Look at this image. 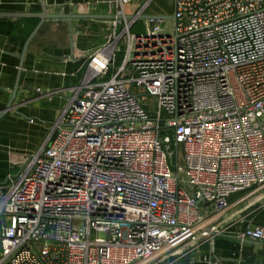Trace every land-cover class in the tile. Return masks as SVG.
<instances>
[{
    "label": "built area",
    "instance_id": "1",
    "mask_svg": "<svg viewBox=\"0 0 264 264\" xmlns=\"http://www.w3.org/2000/svg\"><path fill=\"white\" fill-rule=\"evenodd\" d=\"M153 1L131 19L140 0L107 3L105 42L82 55L43 144L0 180V264L211 251L241 220L231 197L264 199V0H173L171 24L139 18ZM233 235L264 244L263 225Z\"/></svg>",
    "mask_w": 264,
    "mask_h": 264
},
{
    "label": "crops",
    "instance_id": "2",
    "mask_svg": "<svg viewBox=\"0 0 264 264\" xmlns=\"http://www.w3.org/2000/svg\"><path fill=\"white\" fill-rule=\"evenodd\" d=\"M41 1L48 15L79 17L69 21L46 20L28 46L12 103L13 110L23 117L8 113L0 120V180L20 169L18 167L13 173L9 171L15 158L16 161L22 157L27 159L43 144L52 123L71 96L72 88L82 78V55L103 45L107 37L106 26L110 18L106 15V7L111 0ZM40 13L39 0H0V14ZM38 22L36 18L0 17V113L15 85L23 44ZM135 28L137 32L139 24ZM36 89L59 94L47 101L35 92ZM229 203L231 213L238 212L241 220L228 221L227 225L231 227L214 238L211 251L204 243L198 250L160 256L147 264H204V254L218 264H264V244L250 240L240 242L233 235L249 226H264V199L248 205L243 195H236Z\"/></svg>",
    "mask_w": 264,
    "mask_h": 264
},
{
    "label": "water",
    "instance_id": "3",
    "mask_svg": "<svg viewBox=\"0 0 264 264\" xmlns=\"http://www.w3.org/2000/svg\"><path fill=\"white\" fill-rule=\"evenodd\" d=\"M39 4L41 6V13L40 14H27V15L26 14H20V15L0 14V17H8V18L9 17L10 18H36V19H39L38 24L33 29V31L30 33V35L27 37V39L25 40V42L23 44V47H22V50H21V53H20V57H19L20 63H19V67H18V71H17V75H16L15 85L13 87L10 99H9L5 109L0 113V120L5 115H7L8 113H14V114H16L18 116L23 117V115H21L18 112H15L13 110L12 103H13V101L15 99V96H16V93H17V90H18L19 78H20V75H21L22 66H23V60H24L25 54L27 52V49H28V46H29L31 40L33 39V37L37 33V31L40 28V26L42 25V23H44L46 20H49V19H56V20L64 19V20H68L69 21L70 19L79 17V16H75V15H48L47 12H46V9L44 7V4H43V2L41 0H39ZM126 18L131 19L132 17L131 16H127ZM139 18L140 19H144V18H146V16H140ZM161 18L168 19V20H173L174 16L173 15L169 16V17H164L163 16Z\"/></svg>",
    "mask_w": 264,
    "mask_h": 264
},
{
    "label": "rangeland",
    "instance_id": "4",
    "mask_svg": "<svg viewBox=\"0 0 264 264\" xmlns=\"http://www.w3.org/2000/svg\"><path fill=\"white\" fill-rule=\"evenodd\" d=\"M145 0H140L139 3H129L124 5V14L126 16H133L137 12V10L140 8V4H142ZM173 13V0H154L151 7L148 8L145 11V16H153V15H162L164 17H169ZM167 24H171V21L168 20ZM134 32V31H132ZM118 61H120L121 55L117 56ZM139 95L144 94L143 91L138 92ZM146 104L154 107V99L153 98H147ZM26 158L22 157L20 161L11 162L10 172H15L18 167L24 163ZM19 170V169H18ZM18 172V171H16ZM188 193L190 192L189 189H187Z\"/></svg>",
    "mask_w": 264,
    "mask_h": 264
},
{
    "label": "trees",
    "instance_id": "5",
    "mask_svg": "<svg viewBox=\"0 0 264 264\" xmlns=\"http://www.w3.org/2000/svg\"><path fill=\"white\" fill-rule=\"evenodd\" d=\"M132 31H134V32H135V31H136V28L134 27V28L132 29ZM22 44H23V41H22Z\"/></svg>",
    "mask_w": 264,
    "mask_h": 264
}]
</instances>
